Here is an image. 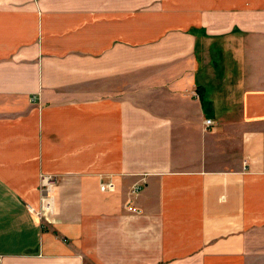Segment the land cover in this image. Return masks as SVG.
<instances>
[{
  "label": "crops",
  "instance_id": "0c3cea01",
  "mask_svg": "<svg viewBox=\"0 0 264 264\" xmlns=\"http://www.w3.org/2000/svg\"><path fill=\"white\" fill-rule=\"evenodd\" d=\"M0 264H264V0H0Z\"/></svg>",
  "mask_w": 264,
  "mask_h": 264
},
{
  "label": "built area",
  "instance_id": "2783aa9c",
  "mask_svg": "<svg viewBox=\"0 0 264 264\" xmlns=\"http://www.w3.org/2000/svg\"><path fill=\"white\" fill-rule=\"evenodd\" d=\"M205 126L213 124L211 119L205 120ZM57 184V179L54 175L44 174L41 176V205L38 209H34V212L41 218H45L47 221H53L52 214H54V187ZM103 191L114 190L115 185L113 181L103 182L100 186ZM140 190V185H136L132 190V193H137ZM131 210L136 211L134 207H130Z\"/></svg>",
  "mask_w": 264,
  "mask_h": 264
},
{
  "label": "rangeland",
  "instance_id": "374dc122",
  "mask_svg": "<svg viewBox=\"0 0 264 264\" xmlns=\"http://www.w3.org/2000/svg\"><path fill=\"white\" fill-rule=\"evenodd\" d=\"M40 202H41V197H40ZM42 219H43V217H42ZM45 219V218H44Z\"/></svg>",
  "mask_w": 264,
  "mask_h": 264
}]
</instances>
